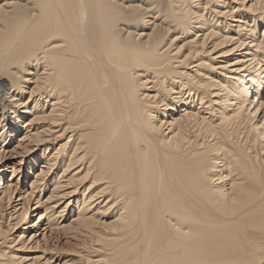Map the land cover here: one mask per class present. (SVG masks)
Segmentation results:
<instances>
[{
  "label": "bare ground",
  "instance_id": "bare-ground-1",
  "mask_svg": "<svg viewBox=\"0 0 264 264\" xmlns=\"http://www.w3.org/2000/svg\"><path fill=\"white\" fill-rule=\"evenodd\" d=\"M0 264H264V0H0Z\"/></svg>",
  "mask_w": 264,
  "mask_h": 264
}]
</instances>
